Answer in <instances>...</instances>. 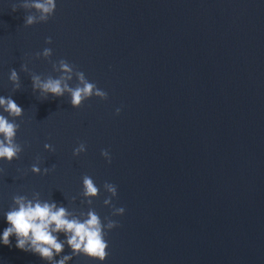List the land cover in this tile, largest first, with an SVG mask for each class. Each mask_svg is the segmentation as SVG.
<instances>
[{"label": "water", "instance_id": "water-1", "mask_svg": "<svg viewBox=\"0 0 264 264\" xmlns=\"http://www.w3.org/2000/svg\"><path fill=\"white\" fill-rule=\"evenodd\" d=\"M54 2L0 0V97L23 109L0 105L20 148L0 160V264H264V0ZM14 197L81 223L94 212L106 260L65 232L52 261L5 245Z\"/></svg>", "mask_w": 264, "mask_h": 264}, {"label": "clouds", "instance_id": "clouds-1", "mask_svg": "<svg viewBox=\"0 0 264 264\" xmlns=\"http://www.w3.org/2000/svg\"><path fill=\"white\" fill-rule=\"evenodd\" d=\"M34 7L42 10L44 13H51L56 8V4L54 0H47V4L36 3ZM43 19H47V17H43ZM25 22L27 25H32L34 17H26ZM46 42L51 43L52 39L49 37ZM49 54L50 50L46 48L44 55L47 56ZM64 68L66 71H70L67 65H64ZM22 69L26 70V66L22 65ZM81 79H83L82 76ZM10 80L16 84V87H19V75L14 68L11 70ZM33 80L34 87H42L45 92H50L54 96H62L64 88H67V85L62 88L61 81L59 80L50 79L43 84L40 83L38 77H33ZM93 87L94 85L85 83L82 89L77 88L75 91L68 89L72 91V104L80 105L82 96H90ZM96 94L103 95L99 91ZM0 105H3L4 110L10 115L20 116L23 113V109L11 97L7 99L0 97ZM119 111L117 109V112ZM17 127L18 125L9 123L3 115H0V135L4 137V139L0 140V160L7 159L11 162L14 158H19L18 152L20 148L13 142ZM32 171L38 173L40 169L33 165ZM84 185L86 187L85 195L97 194V187L87 176L84 177ZM112 191L115 192V189H112ZM14 200L19 204V208L11 210L6 214L10 227L6 228L3 232L2 239L5 245H11L10 237L15 235L17 238V248L35 252L43 259L52 261L56 256L64 252V244L59 242L58 237L53 235V232H65L71 233L67 243L74 254L83 252L86 256L93 259H98L99 261L106 260L109 245L102 236L100 220L94 212H90L89 219L81 223L76 220L66 219L63 207L54 211L55 205L44 204L42 206L40 203H36L33 206L31 202L26 205L22 197H14ZM119 211L123 212L124 208L119 209ZM53 224H55V228H52ZM108 226L111 228L117 225L114 222H110ZM70 259H72L71 255L64 256L56 264H65V261Z\"/></svg>", "mask_w": 264, "mask_h": 264}]
</instances>
